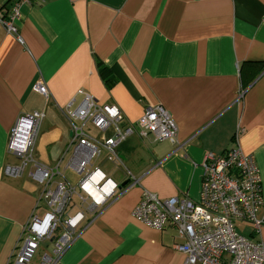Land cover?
Wrapping results in <instances>:
<instances>
[{
    "label": "crops",
    "instance_id": "crops-1",
    "mask_svg": "<svg viewBox=\"0 0 264 264\" xmlns=\"http://www.w3.org/2000/svg\"><path fill=\"white\" fill-rule=\"evenodd\" d=\"M16 1L23 43L0 21V264L12 258L31 214L48 210L44 200L36 206L41 186L30 168L20 177L4 172L18 162L7 149L11 130L20 116L42 111L34 156L55 169L52 185L76 184L63 109L80 102L78 90L117 105L132 123L162 105L177 142L133 133L117 146L116 162L105 152L93 159L120 194L98 214L84 207L75 240L55 264H182L176 227L157 230L131 211L143 188L198 200L210 152L239 146L254 156L264 206V0H0V16ZM86 129L97 139L111 133Z\"/></svg>",
    "mask_w": 264,
    "mask_h": 264
},
{
    "label": "built area",
    "instance_id": "built-area-1",
    "mask_svg": "<svg viewBox=\"0 0 264 264\" xmlns=\"http://www.w3.org/2000/svg\"><path fill=\"white\" fill-rule=\"evenodd\" d=\"M19 5L20 1L14 2L0 21L6 32L22 44L16 23L20 18ZM34 87L47 95L42 84L36 83ZM77 93L81 95L80 102L74 107L69 103L63 109L71 130L69 166L80 177L76 184L63 179L52 185L55 169L34 156L42 111L20 116L11 130L7 149L18 162L7 164L4 172L20 177L30 168L29 177L41 186L36 206L44 200L48 210L41 217L31 214L8 264H32L43 240H49L51 247L41 253L36 264H55L77 236L78 226L85 218L82 206L87 202V210L98 214L120 194L117 184L92 164L102 152L107 161L116 162L117 146L133 133L177 142V125L160 104L147 107L132 123L117 105L101 103L83 90ZM88 125L111 133L97 139L88 133ZM202 170L198 200L183 196L161 198L143 188L131 215L157 230L167 224L175 226L183 238L175 245L185 255L182 264H264L262 182L254 156L243 153L239 146L222 154L210 152L204 158ZM136 182L137 179H131L127 187ZM237 222L248 227V236L238 232Z\"/></svg>",
    "mask_w": 264,
    "mask_h": 264
},
{
    "label": "rangeland",
    "instance_id": "rangeland-1",
    "mask_svg": "<svg viewBox=\"0 0 264 264\" xmlns=\"http://www.w3.org/2000/svg\"><path fill=\"white\" fill-rule=\"evenodd\" d=\"M75 201L77 202L76 199H75ZM85 206H87V202L82 207H85ZM78 207H80V205H78ZM236 228H237L238 232L242 233L245 236H248V227L244 223L237 222L236 223ZM263 232H264V229H263ZM50 243L51 242L49 240L41 241L40 244H39L40 246H39L38 252H40V250H42V249H46V246L51 245Z\"/></svg>",
    "mask_w": 264,
    "mask_h": 264
},
{
    "label": "trees",
    "instance_id": "trees-1",
    "mask_svg": "<svg viewBox=\"0 0 264 264\" xmlns=\"http://www.w3.org/2000/svg\"><path fill=\"white\" fill-rule=\"evenodd\" d=\"M97 68L101 74V77H103L104 79H107L108 72L106 71V67L102 61L97 60Z\"/></svg>",
    "mask_w": 264,
    "mask_h": 264
},
{
    "label": "bare ground",
    "instance_id": "bare-ground-1",
    "mask_svg": "<svg viewBox=\"0 0 264 264\" xmlns=\"http://www.w3.org/2000/svg\"><path fill=\"white\" fill-rule=\"evenodd\" d=\"M94 194H96V193H94Z\"/></svg>",
    "mask_w": 264,
    "mask_h": 264
}]
</instances>
